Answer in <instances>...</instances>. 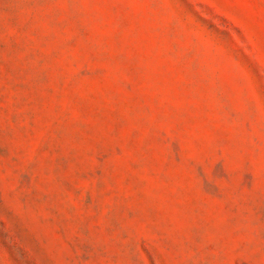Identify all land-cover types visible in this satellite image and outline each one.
Instances as JSON below:
<instances>
[{"label": "rangeland", "instance_id": "obj_1", "mask_svg": "<svg viewBox=\"0 0 264 264\" xmlns=\"http://www.w3.org/2000/svg\"><path fill=\"white\" fill-rule=\"evenodd\" d=\"M0 264H264V0H0Z\"/></svg>", "mask_w": 264, "mask_h": 264}]
</instances>
